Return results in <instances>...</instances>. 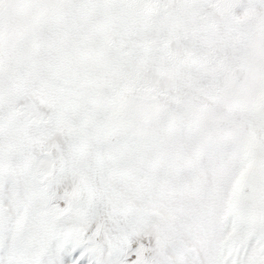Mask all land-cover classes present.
I'll use <instances>...</instances> for the list:
<instances>
[{"label": "snow or ice", "instance_id": "1", "mask_svg": "<svg viewBox=\"0 0 264 264\" xmlns=\"http://www.w3.org/2000/svg\"><path fill=\"white\" fill-rule=\"evenodd\" d=\"M0 264H264V0H0Z\"/></svg>", "mask_w": 264, "mask_h": 264}]
</instances>
